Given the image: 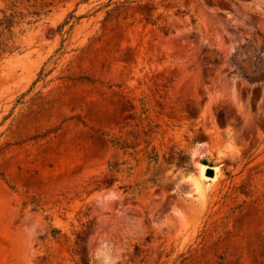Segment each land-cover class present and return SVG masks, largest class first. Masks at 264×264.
Returning <instances> with one entry per match:
<instances>
[{"label":"rangeland","instance_id":"374dc122","mask_svg":"<svg viewBox=\"0 0 264 264\" xmlns=\"http://www.w3.org/2000/svg\"><path fill=\"white\" fill-rule=\"evenodd\" d=\"M5 9L0 264H264V0Z\"/></svg>","mask_w":264,"mask_h":264},{"label":"trees","instance_id":"16d2710c","mask_svg":"<svg viewBox=\"0 0 264 264\" xmlns=\"http://www.w3.org/2000/svg\"><path fill=\"white\" fill-rule=\"evenodd\" d=\"M2 12L3 15L0 17V54L3 52H13L17 49V46L13 44L16 33L14 28L22 21L20 19L24 17V15L20 16L22 13L18 11L8 13L5 9Z\"/></svg>","mask_w":264,"mask_h":264},{"label":"bare ground","instance_id":"6f19581e","mask_svg":"<svg viewBox=\"0 0 264 264\" xmlns=\"http://www.w3.org/2000/svg\"><path fill=\"white\" fill-rule=\"evenodd\" d=\"M219 167H216L215 168V176L216 175H218V169ZM205 171H206V166H204V165H202V166H200V179H195L194 181H195V185H196V188H197V190H199L201 193H203V183H205V182H203V180L205 181V179H207L208 178V176L205 174ZM215 176H214V178H215ZM201 195V194H200Z\"/></svg>","mask_w":264,"mask_h":264},{"label":"water","instance_id":"95a60500","mask_svg":"<svg viewBox=\"0 0 264 264\" xmlns=\"http://www.w3.org/2000/svg\"><path fill=\"white\" fill-rule=\"evenodd\" d=\"M214 173H215V170H214L213 168H208V169L206 170V174H207L208 176H213Z\"/></svg>","mask_w":264,"mask_h":264}]
</instances>
